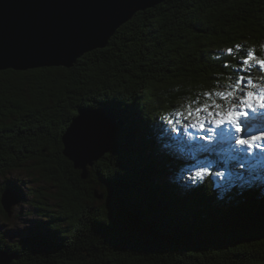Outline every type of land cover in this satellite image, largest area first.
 <instances>
[{
  "label": "trees",
  "instance_id": "obj_1",
  "mask_svg": "<svg viewBox=\"0 0 264 264\" xmlns=\"http://www.w3.org/2000/svg\"><path fill=\"white\" fill-rule=\"evenodd\" d=\"M237 44L264 54V0H167L72 68L0 71V251L11 264H264V155L242 166L221 146L201 153L193 146L215 141L161 120L212 88ZM113 100L146 133L133 127L121 158L106 154L84 178L62 137L82 109L130 121ZM205 162L208 175L191 174ZM19 184L37 218L13 238L3 198Z\"/></svg>",
  "mask_w": 264,
  "mask_h": 264
},
{
  "label": "water",
  "instance_id": "obj_2",
  "mask_svg": "<svg viewBox=\"0 0 264 264\" xmlns=\"http://www.w3.org/2000/svg\"><path fill=\"white\" fill-rule=\"evenodd\" d=\"M165 1L0 0V71L72 68L84 55L106 48L139 12ZM114 118L111 110L82 109L63 135L64 155L82 170L84 178L88 166L110 153L100 152L112 140ZM21 196L22 192L4 194L9 214ZM14 259L0 251V264Z\"/></svg>",
  "mask_w": 264,
  "mask_h": 264
},
{
  "label": "snow or ice",
  "instance_id": "obj_3",
  "mask_svg": "<svg viewBox=\"0 0 264 264\" xmlns=\"http://www.w3.org/2000/svg\"><path fill=\"white\" fill-rule=\"evenodd\" d=\"M260 48L264 52V45ZM224 53L235 63L221 58V71L214 76L213 87L175 104L168 116L161 117L162 127L169 133L198 129L204 133L203 140L215 143L193 147L204 154L214 152L217 146L224 147L233 154V159L239 158L243 166L249 158L259 159L264 155V54H258L254 47L239 44L226 48ZM221 77L225 78L224 83ZM113 101L119 104L120 113L130 116L131 120L122 125L121 115L114 118L112 140L100 153L111 152L120 159L121 139L133 127L145 133L146 130L145 122L134 108L126 105L121 108L122 101ZM139 165L143 167L144 162L140 161ZM209 166L206 162L198 165L195 177L202 176ZM119 175H127V169Z\"/></svg>",
  "mask_w": 264,
  "mask_h": 264
},
{
  "label": "rangeland",
  "instance_id": "obj_4",
  "mask_svg": "<svg viewBox=\"0 0 264 264\" xmlns=\"http://www.w3.org/2000/svg\"><path fill=\"white\" fill-rule=\"evenodd\" d=\"M191 130H194V131L198 132L197 133L198 135H196L197 137H201V136L204 135V133L200 132L198 129H191ZM241 135H242V133H241ZM196 143L198 144L199 141H197ZM199 144H201V142ZM197 170H199V169H197ZM197 170H192L191 174L192 175L195 174ZM227 173L228 172H226L224 174H227ZM205 175H208V171L207 170L203 172V174H202V176H200V178H202ZM9 178L12 181H15L17 179V174L15 173L14 175H9ZM189 181H191V180H189ZM2 182H3V179L0 180V185L2 184ZM8 191H12V192H15V193L22 192V195H23V194L27 193V187L22 185V184H19L17 186V188H15V190H8ZM12 209H11V213H12L11 219L12 220L10 222H8V223L6 222L5 230L7 232H10L11 237L15 238V237L19 236L18 233L20 231H22L25 228L29 227L33 223V221L36 220L37 217L35 216L34 209L31 208V206L25 201L24 202L19 201L17 203V205H14L12 207Z\"/></svg>",
  "mask_w": 264,
  "mask_h": 264
},
{
  "label": "bare ground",
  "instance_id": "obj_5",
  "mask_svg": "<svg viewBox=\"0 0 264 264\" xmlns=\"http://www.w3.org/2000/svg\"><path fill=\"white\" fill-rule=\"evenodd\" d=\"M64 146V145H63Z\"/></svg>",
  "mask_w": 264,
  "mask_h": 264
}]
</instances>
